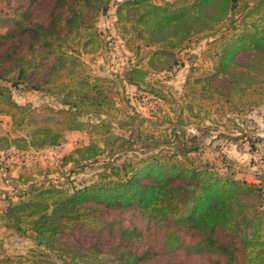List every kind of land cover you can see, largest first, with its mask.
<instances>
[{
    "label": "trees",
    "instance_id": "16d2710c",
    "mask_svg": "<svg viewBox=\"0 0 264 264\" xmlns=\"http://www.w3.org/2000/svg\"><path fill=\"white\" fill-rule=\"evenodd\" d=\"M113 2L45 0V21L31 20L29 5L0 35V65L8 64V71L29 90L51 94L68 107L64 127L38 126L29 137H0V152L57 147L67 132L98 128L80 116L114 108L101 84L106 79L80 75L79 70L84 66L81 56L102 47L97 20ZM115 17L121 38L143 60V67L125 71L123 83L137 87L151 74L172 72L178 51L193 38L210 34L214 69L189 79L190 93L208 102L218 99L236 111L264 106V0H122ZM0 96L10 106L7 114L14 126L21 128L29 110L13 101L7 89H0ZM128 120L120 122L135 118ZM183 128L181 134L175 132L179 155H151L120 166L108 162L98 183L69 190L49 180H29L1 215L3 227L60 252L58 244L74 224L113 210H134L148 220L145 232L135 225H107L94 233L97 246L110 249L113 264H149L156 253L137 243L146 232L162 238V251L181 250L208 264H264V158L258 184L197 167L188 157L198 148L197 138L185 135ZM184 139L193 142L191 147ZM131 140L111 134L104 147L97 142L79 147L63 158V165L97 162L109 151L115 156L114 146H130Z\"/></svg>",
    "mask_w": 264,
    "mask_h": 264
},
{
    "label": "rangeland",
    "instance_id": "374dc122",
    "mask_svg": "<svg viewBox=\"0 0 264 264\" xmlns=\"http://www.w3.org/2000/svg\"><path fill=\"white\" fill-rule=\"evenodd\" d=\"M120 1L114 0L108 13L98 17L102 47L96 53L83 54L84 66L79 69L83 72L80 75L106 79L101 84L114 108L104 109L106 114L80 116L82 121L98 128L85 127L83 131L67 132L66 139L57 147L27 151L11 148L0 152V259H4L5 264H113L115 258L108 246H97L95 231L107 225L114 228L135 225L145 232L148 220L141 213L113 210L99 219L94 217L88 222L74 224L58 244L60 252L38 247L30 238L4 228L1 215L10 201L18 200L17 196L29 180H49L73 190L98 183L101 175L108 171V162L120 166L151 155H179L175 132L181 134V125L185 135L197 138L198 148L188 156L197 167L208 166L222 175L250 183L259 182L264 158V106L236 111L218 99L217 102L202 100L186 86L189 79L194 81L201 73L214 69L215 61L209 50L214 41L212 35H199L178 51L179 63L172 72L151 74L137 87L125 84L122 82L125 71L136 65L143 67V60L142 55L130 51L115 23L114 11ZM44 2L0 0V35L7 33L12 20L19 18V12L29 5L30 19L37 23L45 21L48 6L44 8ZM1 19H5L4 23ZM76 47L80 45L76 44ZM8 69V64L0 65L4 77L0 79V89H7L12 100L26 107L30 116L21 128H17L7 114L9 104L4 96H0V137H29L38 126H51L56 130L64 127L68 107L51 94L29 90L27 83L19 82L17 74ZM50 87L54 90L53 85ZM129 116L135 120L127 124L120 122L129 121ZM111 134L132 139L131 145L120 148L118 142L113 148L115 156L109 151L97 162L80 167L63 165V158L79 147L91 142L104 147L105 139ZM183 142L188 147L193 144L188 139ZM137 243L156 253L149 264H208L198 257H187L181 250L162 251V238L151 232H146Z\"/></svg>",
    "mask_w": 264,
    "mask_h": 264
},
{
    "label": "crops",
    "instance_id": "0c3cea01",
    "mask_svg": "<svg viewBox=\"0 0 264 264\" xmlns=\"http://www.w3.org/2000/svg\"><path fill=\"white\" fill-rule=\"evenodd\" d=\"M116 10V9H115ZM114 15H115V11H114ZM116 18V17H115Z\"/></svg>",
    "mask_w": 264,
    "mask_h": 264
}]
</instances>
